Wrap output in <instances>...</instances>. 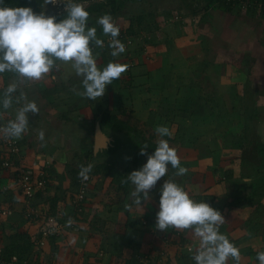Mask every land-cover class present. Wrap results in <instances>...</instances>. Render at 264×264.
<instances>
[{"label":"crops","instance_id":"crops-1","mask_svg":"<svg viewBox=\"0 0 264 264\" xmlns=\"http://www.w3.org/2000/svg\"><path fill=\"white\" fill-rule=\"evenodd\" d=\"M238 12L239 11H234L233 13L223 11L217 7V4H215L210 10H206L204 12V14L207 16L206 21L210 19V25L216 24L214 23L215 21H213V19L222 21V29H224L225 32H222L220 36L215 33L211 35L210 54H214L213 59H216L215 57L219 54V50L226 49L228 51L229 60L226 61L227 63L224 64V66H218L217 62L214 66H209L208 62H205L207 58H200L199 55L198 57L199 60H201V66L194 64L192 62L194 59L192 54L196 49V44L200 45V49L205 47L203 45L206 42L201 40L203 38L202 33L198 36L200 41L195 42L194 40L193 42L188 40L192 39L193 37L187 38L181 30L179 31V29H176L178 31H172L175 32L174 34H172L170 31L172 38L169 41L161 44H153L154 42H152L151 47L153 50L151 51L150 47L149 49L147 48V52L145 51V53L142 54L143 60L141 58L139 66L134 68V71L132 70L130 73L127 72L128 82L131 81L132 85L130 86L131 93L129 96L123 97L121 94L122 92L115 90V92L112 93L114 94V102L118 105L132 102V116L134 112L136 113V109H138V107L140 109L146 108L147 113L149 112L150 115V104L155 103L156 97H160L153 95L166 92L171 93L172 88H174L172 91H175V99L171 100L169 97L166 98L167 95L164 97L162 95L158 101L159 106H162L165 103L168 105L167 107H164V114L161 119L156 121L158 125H166L169 130L171 124L177 125L176 134L182 132L183 135L186 132L184 130V126H182V121L183 123L189 122V124L192 126V130H189L190 133L196 134L202 131L205 125L197 121V118L199 119L198 114H200V111H205L206 113L202 115L204 117H201V120H210V123H212L213 120H217L218 123L219 120H224V122H227L229 118H231L232 121H238L237 124L240 125L239 128L238 125H229V129L225 130V136L227 137L233 136L234 134L237 135L238 133L243 132V130L245 134L247 133L248 135H255L257 126L255 125V122L254 124H251V121L255 118L256 112L260 111L258 107L262 103V98H264L262 97L264 93V16H259V14L238 15L240 18H242V23L245 22L246 19H250L252 21L254 18H258V21L263 26L261 28V34H258L259 32L256 34L253 27L246 25L240 34H238V32L235 30L233 34L230 32V34L227 36L229 26L225 25L224 20L228 19V17H235L234 19H236L238 16L235 14ZM239 24H236V26H242ZM216 26L217 24L214 27ZM161 32L162 34H160V37L165 36L163 30ZM172 53L174 54L173 56ZM230 54L232 56H230ZM240 55H244L245 61H242L240 64V66H242V70H245L244 72H246H243L244 74L239 71V68L237 67L238 60L235 58ZM249 55H251V59L247 57ZM145 56H148L149 58L147 62L144 61ZM249 64H251L250 69L248 67L246 68V66H249ZM182 66L188 69L186 70L184 68L186 73L187 71L190 72V70L194 72L195 77L193 79L190 78L189 82L181 80ZM58 72L60 74L54 75L55 79H52V86L54 87L53 90H51L52 88H49L50 83L48 80H44L40 83L36 82L37 86H42L45 92V97L43 94H41L40 98L37 96L39 100L31 93L28 87L24 88L28 99L30 101L38 100V104L40 106L38 114H28V131L25 132L20 139L22 144L21 161L26 167H32L37 171L46 169L49 173L48 188L45 192H43V194H41V197H37L36 201V205L42 209H40V211H48L51 213V204L55 199H57V210L63 212L65 215L63 222L65 229L63 231V235L57 236V238H50L47 241V244L41 249H34L35 251L33 252L32 258H36L38 260H49L51 262L54 261L58 264H121L123 258L120 255L126 249L123 248L124 251L122 250V252H119L114 257L112 253L115 252H107L108 246L106 244V240L108 241V237H105V239L102 236H98L96 233H84L83 228H86V226L83 227V225L89 226L90 224V222L87 223L85 220H92L90 226H93V228L96 230H100L98 227V222L100 220L103 225L105 224L110 227H114L113 223L110 221L102 220L104 215L101 214L100 210L103 209L100 208V210H98V208H95L97 207L95 205L102 204L107 207H104L106 210L109 208L107 210L108 213L117 210L118 213L123 212L127 218L124 223V228L128 233L126 235L129 237L127 245L134 246L135 250H131V256L129 255L125 261L123 260V264H130V262L135 264H192L190 260L191 257L182 254L180 251L177 252L175 247H170V249H165L164 251L162 250L159 252V250L162 249V246H160L159 240L156 242L158 239L157 236L152 237L153 233L151 229L147 227L144 229H138L135 226V222L137 221L135 215L139 214V212L142 211L144 207L117 202V199L119 198L118 195L112 190V193L108 191L110 190L108 189L111 181L110 179L95 178L97 184L93 186L91 193L94 190L97 191L100 188H105V190H101L94 194V197L97 196L96 198H99V196L103 197L101 198L102 201H98L97 203L96 200L92 199L89 201L91 202L90 204L89 202L87 203L83 213H79L74 208V206H71V201L73 202V196L76 189V186L74 185L75 171H77L76 169L80 166L81 162H84L83 159L85 158V161H87L85 163L88 164L91 162L92 164V159L89 157L90 152L93 151L94 145L93 118H95L97 115L94 116L93 109L91 108L89 111L91 116L85 114L87 112H85L83 109L88 103V100H75L72 106L67 105L69 102L63 106L62 104H64V102H61V105L57 106V102L55 103V101H58L60 98L61 100H64L67 97L66 94L61 96L58 95L59 92L56 90L60 85H58L59 83L57 82V79L60 77L61 84L65 86L68 85L72 80L71 77H67L68 72H70L69 66L62 65ZM241 74L245 77V79H239L240 76H238L237 80L235 76ZM175 76L177 80H179L177 83H173L174 80L172 78ZM251 76L252 78H257L258 81L256 80V82H254L251 79ZM10 80L11 74L8 73V75H0V91L7 87L9 84L7 81ZM239 82L244 86L238 85ZM220 84L227 85L224 93L219 90ZM240 86L243 87V89H240ZM191 93H194L196 96ZM128 97L129 100H127ZM43 102H45L46 105ZM170 102L173 103V106H169ZM251 102L254 103V107L251 112H248V107L250 106L249 104ZM221 103H226V108L224 107L222 109ZM174 104H177L178 106H174ZM229 104H232L230 108ZM18 107L19 105H16L15 102L13 103L12 108L8 110H5L2 108V106H0V121H9L14 119L15 109ZM58 109H63L62 111H64V114L61 116L57 114V116H55V113ZM152 111L155 112L154 109ZM75 117H77V120H74ZM52 118L55 119V122L50 124L47 119ZM81 119H84V121ZM175 120H178L177 123ZM140 122H142V120H139L138 123ZM241 122L243 123L242 127ZM197 123L199 126L198 129ZM147 125L149 126V130L152 129V132L156 133V127H152L150 124H148V122L146 127ZM41 130H43L45 133L43 141L39 140L38 138L39 131ZM212 131H210V134L214 133ZM199 134L202 135L203 133ZM157 137L160 139L158 135ZM217 139V136H215L210 140H207V144L203 141V144H205L204 151L202 149L199 150L203 151V159L198 161L199 165H201L200 168L201 170H203V168H209L208 170H210V173L206 174V178L202 179L201 182H198L200 184L199 187H202L204 184L208 186L206 188V192L204 193V195L207 196H202V198L206 200V203L210 204L212 208L221 213L222 208L226 204L223 202L222 198L226 196V200H228L230 192L226 188L227 185L225 183H221L222 178L215 181V172L217 169L215 170L214 167L219 165L220 168L224 170L233 169L237 175L236 168L232 167L234 162L230 160H233L235 157H228L227 155L220 157L219 152H238V150L241 148H239L240 145L236 142L229 141V138L228 142H225L221 148V146H216ZM211 140L212 144L209 142ZM213 144L215 147H213ZM201 147L202 146H200V148ZM190 148V151H192V149L195 150V143H192L189 146V149ZM4 156L3 147L0 145V185L10 188L6 191L0 192L1 252L4 246L9 243L10 236L15 232L27 233L28 235L30 234L32 238L35 239L36 237H40V233L44 225L43 220H27L25 216V198L15 184V172L14 170H6L1 168V162L4 159ZM202 161L206 166H203ZM234 161H236V159H234ZM180 165H182V163H180ZM239 166H242L241 161L239 162ZM251 172L252 170L249 168V170H247V174H250ZM100 180H102L104 183H108L99 187L98 183ZM242 180H249L248 183L252 182V179H250L248 176H244ZM220 190H223L225 193L221 197L219 195ZM215 192L218 194H213ZM192 194L193 193H190L189 196L192 197ZM109 195H111V198L113 199L111 201L112 204L108 203L110 201L108 199ZM208 197L211 198L209 199L210 201L208 200ZM200 199L201 197H198L199 202ZM262 202L264 204V200ZM144 204H152L151 207H155V209L159 210V204L154 199H150L149 201L144 202ZM125 205H130V207L126 208ZM2 210H10L12 213L10 215H4ZM256 210L258 209L248 207L243 210L240 216L236 217L234 220L232 219L231 222H225L219 227L220 233L226 235L229 241L240 250V264H258L256 259L257 253L259 251H264V209H262L260 212H256ZM81 215H83V223H81L82 220H79ZM90 216L92 219L89 218ZM119 217L121 218V216ZM256 217H259V220ZM252 219H256L253 220L254 224L250 223ZM69 220H71L72 223L69 224ZM259 231L261 232L260 234H258ZM167 233L169 232L164 231L163 236L167 235ZM187 235L192 236V233H187ZM125 242L126 241L123 240L121 243H116V250L120 251V249L125 246ZM93 247L96 248V250H93L92 252ZM196 247L197 244L195 243L194 248ZM110 250H113V248ZM160 253H167V257L164 255L163 258L160 259ZM180 257H182V259H179ZM148 259L150 260L149 263L147 262ZM158 259L160 261H156ZM228 264H235V262L232 259H229Z\"/></svg>","mask_w":264,"mask_h":264},{"label":"clouds","instance_id":"clouds-1","mask_svg":"<svg viewBox=\"0 0 264 264\" xmlns=\"http://www.w3.org/2000/svg\"><path fill=\"white\" fill-rule=\"evenodd\" d=\"M3 3L4 0H0V74H11V82L0 95V106L8 110L15 102L19 107L15 109L14 119L0 126L2 138L18 140L28 131V114H38L39 108L35 101L28 99L24 88L48 79L62 65H70L81 78L83 91L74 89L76 94L92 101L103 97L106 86L127 71L128 65L115 62H109L102 69L97 66L96 57L100 53L94 55L93 46L103 49L105 42L98 38L96 27H88L89 12L83 4L75 0H43L42 7L57 3L66 5V17L56 22L55 16H46L43 11L35 14L30 7H6ZM96 23L101 26L103 36L109 37L110 55L118 57L124 53L125 45L118 39L120 28L113 17L105 14L98 17ZM51 78L55 79V76ZM155 132L161 139L157 141L154 153L149 155L146 151L149 146L144 144L139 154L147 155V162L123 181L134 186L130 195L132 204L138 207H142V201L151 199L150 190L166 176L169 165L177 170L175 175L187 173V169L180 166L177 151L162 138L171 136L169 128L158 125ZM44 137V131H39V140L43 141ZM91 170L90 164L82 166L79 177L86 181ZM224 223L221 213L208 203L194 201L179 184L164 180L155 228L160 231L169 228L191 230L199 241L198 247L190 250L195 264H228L229 259L240 264V250L219 231ZM256 259L258 264H264V251H259Z\"/></svg>","mask_w":264,"mask_h":264},{"label":"rangeland","instance_id":"rangeland-1","mask_svg":"<svg viewBox=\"0 0 264 264\" xmlns=\"http://www.w3.org/2000/svg\"><path fill=\"white\" fill-rule=\"evenodd\" d=\"M101 1H103V0H75V2L83 4L85 8H87L88 6H91L94 3L101 2ZM209 3H210V0H146L144 3L137 1L134 3L128 4L127 7L123 11H121L120 14L112 15V17H113V20L119 26V28H121L123 31H126L127 29H129L130 25H132L134 31H136L138 33V36H135L133 38L129 37L125 41L121 42L125 45L126 50L124 53L120 54L118 57H112L110 55L111 49L108 47L109 37L103 36L101 26L96 23L97 18L103 16V14H99V15L95 14L91 19H88V27H96L98 38L106 40L105 41V47L103 49L98 48L95 50V52H93L94 55L97 52L100 53L99 56L96 57L97 66L102 69L103 67H106L109 62H115V63L128 65L127 71L122 73L121 77L118 80H115L116 83H115V81H113L112 84L106 86V91H105V94L103 97L99 98L96 101H92V100H89L85 97H81V96L76 94V91H83L82 83L80 81L81 78L75 75L74 71L71 70L70 65H64V66L70 67V72H68L67 77H71L72 80L68 85L65 86V85L61 84L60 77H59V79H57V82L59 83L58 85L61 86V87L59 86V88H57V90H56L59 92L58 95L61 96V95L66 94L67 97L64 100H61V98L59 100L57 99L58 101H55V103L57 102L56 103L57 106H60L61 105L60 103L64 102V104H62V105L65 106L66 103L69 102L71 104L68 103L67 105L72 106L73 103L75 102V100H77V101L78 100H88V103L84 106L85 108L83 110L85 112H87L85 114H88L90 116H91V114L89 112L90 108L93 109L94 116H96V115L98 116L99 113L101 112V110L108 111L112 114H117V115H120L122 112L125 111L127 118L129 117L127 119L129 121V123H131V121H132L133 126H137L136 129H138L142 132L145 131V129L146 130L148 129L149 126L147 125V127H146L147 122L152 127L158 126V123H156V121L161 119V117L164 114V107L168 106L166 103L163 104L164 106L163 105L159 106L158 101L160 100V97L162 95H163V97L167 95L166 98L169 97V98H171V100L175 99V97H176L175 91H172L174 88H172L171 93L166 92L167 94L166 93H160L158 95H153V96H160V97H156L155 103L150 104V107H151L150 108L151 109L150 115H149V112L147 113L146 108L140 109L138 107V109H136V107H135L136 113L134 112V114L132 116L131 115L133 113L132 102L123 103V104L118 105L114 102V99H113L114 94H112V93H114L116 90V91L122 92L121 94L123 97L129 96V94L131 93L130 86H132V85H131V81L128 82L127 72L130 73L134 68L139 66V62H140L141 58L143 60L142 54H144L145 51L147 52L149 47H150L151 51L153 50V48L151 47L152 42H154L153 44H157V43L161 44V43L169 41L172 38L170 31L171 32L172 31H178L176 29H179V31L181 30L183 32V34H185V37H187V38L193 37L192 39H188V40L193 41V42H194V40H195V42H199L200 40L198 39V36L201 35V33H202L203 38L201 40H204L206 42L203 45L205 47H202L200 49V45L196 44V46H195L196 49H195V51H193L194 53L192 54V56H194V59L192 60V62L194 64H197V66H201L200 65L201 60H199V57H198V55H199L200 58H202V57L207 58L205 62H208L209 66H214L216 64V62L218 63V66H224V64L227 63L226 61L229 60L228 51L226 49H220L219 54L218 55L215 54L216 59H213L214 54L213 55L210 54V50H211V39H210V37H211V35L213 33H215L218 36H220L222 32H225V30L222 29V21H218V20L213 19V21H215L214 23L217 24L216 27H214L216 24L210 25V23H209L210 19L206 21L207 16L204 14V12L206 10H210L209 6L211 5V3L210 4ZM65 7H66V5L64 3H57L56 5L48 4V5L43 7V12L46 16H53L56 13H60V12L64 11ZM194 10H196L197 13L194 14L193 13ZM251 11L253 12L254 10H251ZM243 14L245 15V14H247V12L239 11L235 15L241 16ZM256 14H259V16L261 15L258 11H256ZM178 15L184 17L183 22L177 21L175 19V17ZM261 16L263 17V15H261ZM140 17H142L143 20H142L141 24H138ZM238 17L236 19H234L235 17L234 18L228 17V19L224 20L225 25L229 26L228 31H227V36H228V34H230V32H231V34H233V32L235 30L238 32V34H240L246 25L253 27L256 34H257V32H259L258 34H261V31H262L261 28L263 26L258 21V18H254V19L251 18V19H253L252 21L250 19L249 20L246 19V21L242 23L241 22L242 18H240V17L238 18ZM239 23H241V24H239ZM236 24L242 25L243 27L242 26H236ZM215 29L218 31V33ZM162 30H163V33H165V36L160 37V34H162V32H161ZM174 33L175 32H172V34H174ZM172 40H174V39H172ZM146 54H148V53H146ZM173 55L174 54L172 53V56ZM230 56H232V55L230 54ZM247 57H249V59H251V55H249ZM235 58H237V60H238V63H237L238 66L237 67L239 68V71H241V73H243L245 70H242V66H240V64L242 61H245L244 55H240V56H237ZM148 59H149L148 56L144 57V61L147 62ZM250 65L251 64H249V66H246V68L248 67L250 69L251 68ZM184 68H185L184 66L181 67V74H182L181 80L189 82L190 78L193 79L195 77L194 72L190 70V72L187 71V73H186L185 69L186 70H188V69L187 68L184 69ZM244 73H246V72H244ZM59 74H60L59 72H54V73L50 74V77L48 79H45V80H48V82L50 83L49 88H52L51 90H53V88H54L52 86L53 82H52L51 76L52 75H59ZM0 75H2V74H0ZM3 75H5V74H3ZM202 76H204V75H202ZM238 76H240L239 79H245V77L242 74L236 75L235 78L237 79ZM172 79L171 80L173 81V83L174 82L177 83V81H179V80H177L176 76L173 77ZM251 79L254 82H256V80L258 81L257 78H254V77L252 78V76H251ZM164 81H162V82H164ZM8 82L10 83L11 80L7 81V83ZM40 82H42V81H40ZM219 82H221V81H219ZM238 85L244 86L240 82L238 83ZM226 86L227 85H221L220 84L219 90L224 93L226 88H227ZM241 86H240V89H243V87H241ZM28 88L36 98H38L37 96H39V98H40L41 94H43V96L45 97V95H44L45 92H44V89L42 88V86H37V84L34 83L31 86H28ZM175 88H177V87H175ZM251 88H253V87H251ZM74 89L76 91H74ZM48 91H49V89H48ZM2 94H3V90L0 91V95H2ZM191 94L196 96L194 93H191ZM48 95H50V94H48ZM255 96H258V95H255ZM252 97H254V96H252ZM262 97H264V93H263ZM39 98H38V100H39ZM64 98H65V96H64ZM192 98H194V97H192ZM38 100L37 101L35 100V103L37 104V106L39 108L40 105L38 104ZM127 100H129V97L127 98ZM43 103L46 105L45 102H43ZM176 105L177 104H174V106H176ZM221 105H222V109L224 107L226 108V106H227L226 103H221ZM249 105L250 106L248 107V112H251L253 110L254 103L251 102ZM169 106H173V103L170 102ZM231 106H232V104H229V108ZM60 108H62V107H60ZM258 108L260 111L259 112L257 111L256 113H260L261 116H264V98H262V103H261V105H259ZM153 109L155 110V112L152 111ZM62 110L63 109H60V110L58 109L55 113V116H57V114L59 116L64 114L63 113L64 111H62ZM151 112H153V113H151ZM205 113H206L205 111H200V114H198L199 119L197 118V121L205 124L202 131H200L196 134H194V133L191 134L189 130H192V126L189 124V122L183 123V121H182V124H183L182 126H184V130L186 132V133L184 132L185 134L182 135V132L176 134L177 125L171 124V127H170L171 136L170 137L165 136L162 138L172 140L171 142L168 141L169 145H170V147H173L175 150L177 149L176 151H177V154L180 158V163H182V165H180V166L187 169L186 175H187V177H190V180L187 181V180L180 179L181 176L175 175L176 183L179 184L188 194L193 193L191 195L192 197H190V198H192L194 201L199 202L198 197H201L200 202L206 203V200H204L202 198V196H207V195H204V193L206 192V188L208 186L204 184L202 187H199L200 184L198 182V181L201 182L202 179L206 178V174L210 173V170H208L209 168L208 169L203 168V170H201V168H200L201 165H199V162H198L199 160L203 159L202 158V152L204 151V147H205V144H203V143L205 142L207 144V140H210L211 138H213L215 136H217V138H218L216 146H221V148L223 147L225 142H228V138L230 139L229 141L237 142L238 139L235 140V138H236L235 135L229 136V137L225 136V134H226L225 130L229 129L228 128L229 125H238L237 124L238 121L237 120L232 121L231 118H229L227 122H224V120H222V121L219 120V123H218L217 120L216 121L213 120L212 123H210V120H208V121L201 120V117H204L202 115ZM230 113H231V111H230ZM77 117H75L74 120H77ZM82 117H83V115H82ZM129 119H131V120H129ZM47 120L49 121L50 124L55 122V119H53V118L47 119ZM81 120L84 121V119H81ZM139 120H142V122L138 123ZM175 121L177 123L178 120H175ZM79 122H80V120H79ZM1 123H2V121H1ZM161 125H163V124H161ZM0 126H3V125L1 124ZM164 126H166V125H164ZM198 127L199 126L197 123V129H198ZM210 131H212L214 133L210 134ZM199 133H203V134L200 135ZM223 137H226V138H223ZM18 140H20V139H18ZM201 142H202V144H201ZM209 142L212 144V140ZM192 143H195L196 148H195V150L192 149V151H190L192 147L189 149V146ZM187 145H188V147H187ZM200 146H202V147L200 148ZM213 147H215L214 144H213ZM200 149H202L203 151H199ZM245 153H243V151L241 149H239L238 152H228V153H225L222 151L219 152L220 157L225 156V155H227L228 157H233V156L235 157V158H233V160L232 159H230V160L232 162H234L232 167L236 168V170H237V175H236L237 178H242L241 172L242 173L244 172L247 174V170H248L247 168L249 166L244 168V169L243 168L241 169V167L239 166V162L243 161L242 154H245ZM248 153H250V152H248ZM234 159H236V161H234ZM240 159H242V160H240ZM83 160H84V162H81L80 166L81 167L82 166H88V164L85 163V162H87V161H85L86 158ZM90 165H92V164H90ZM117 165L119 166L118 168H120L121 170H124V168H126L128 165H131V161L127 162L126 164L122 163V164H117ZM203 166H206V165H204V162H203ZM218 168H220L219 165H216L214 167L215 170ZM176 171L177 170H175V173H176ZM221 178H223L222 172L219 174L217 173L215 181H217ZM243 182H244V180H243ZM107 183H104L102 180H100L98 185H99V187H101L103 184H107ZM96 184H97L96 179L95 178H94V180L92 179L90 189L88 192V197H87L88 202L91 201L92 199L96 200L97 203H98V201H102L101 198H103V197L99 196V198H96L97 196L94 197V194L96 192L98 193L101 190H105V188H100L97 191L94 190L91 193L93 186H95ZM161 187H162V185H161ZM108 189H110L108 191L110 193H112V191H113V190L111 191L112 188L108 187ZM76 192H77V189H75L74 195L76 194ZM219 192H220V194H219L220 197L225 194L223 190H220ZM213 194H218V193L215 192ZM114 196H115V194H114ZM208 196H210V195H208ZM209 199H211V198L208 197V200ZM222 199H223V202L226 203V201H227L226 196H224ZM109 200L112 201L113 199L110 198ZM36 201H37V196L35 198H33L32 200H29L28 202L25 201V204H26L25 216H26V218H27V213L30 209L31 210L33 209L34 211H38L41 209L38 207V205H36V203H37ZM219 201H220V198H219ZM90 203L91 202H89V204ZM71 204H72L71 206L73 207L72 201H71ZM86 206H87V203H86ZM86 206L84 207V211H85ZM95 206H97V207H95ZM95 206L94 207L98 208V210H100V208L103 209V210H100L101 214L104 215L102 220L110 221L111 223H113L114 227H110V226L105 225V224L103 225L101 223V220H100L98 222V227L100 230H96L93 228V226H90V224L92 223L91 222L92 220H87V221L85 220V222H87V223L90 222V224H89V226L83 225V227L86 226V228H83L84 233L85 234L96 233L98 236H102L104 238L108 237V241L106 240V244L108 246L107 252L108 253L115 252V253H112V255L114 257L116 256V254H118L119 252H122V250L124 251V249H126L120 255L123 258V260L125 261L129 257V255L131 256V254H132L131 250H135L134 246L127 245V241H128L129 237L126 235L128 233H127V230L124 228V223H125L127 218L125 217L123 212L118 213L117 210H114L113 212L111 211V213H108L107 210L109 208L106 210L104 208L106 206H104L102 204H98ZM142 206L144 207L143 210L140 211L139 214L135 215V218L137 220L135 222V224H136L135 226L138 229H144L146 227L151 229V231L153 233L152 237L157 236L158 239L156 242H158V240H159L160 246H162V249L159 250V252H161L162 250L164 251L165 249H170L171 245H173L175 247V245H174L175 242L180 240L178 238V236L180 237V235L185 234V236L187 237V234L185 231H180V230H176L173 228H169L167 231H165V232H169V233H167V235L163 236L164 231H160V230L155 228L156 214L159 210L155 209V207H151L152 204H150V205L143 204ZM100 212H98V213H100ZM118 215L121 216V218ZM89 218L92 219L91 216ZM27 220H28V218H27ZM79 220H82V222L81 221H79V222L83 223V221H84L83 215L80 216ZM127 222H128V220H127ZM187 233H192V232H191V230H187ZM172 234L173 235L177 234L176 239H179V240L172 239V237H171ZM123 240L126 241L124 244L125 246L122 247L120 249V251L119 250L117 251L115 248L116 243H121ZM195 243L197 244V247H198L199 241L193 235L188 236V239L183 241V244H186V247H187L186 251H188L190 253L189 256H191V257L193 255V252L190 251V249L192 247H193L192 250L195 249L194 248ZM112 248H113V250H110ZM93 250H96V248L93 247L92 252H93ZM181 253L184 255L187 254L185 252H181ZM123 260H122L121 264H123ZM110 263H111V261H110Z\"/></svg>","mask_w":264,"mask_h":264},{"label":"trees","instance_id":"trees-1","mask_svg":"<svg viewBox=\"0 0 264 264\" xmlns=\"http://www.w3.org/2000/svg\"><path fill=\"white\" fill-rule=\"evenodd\" d=\"M145 2L146 0H103L101 2H97L92 4L91 6H88L85 8L89 12V19H91L95 14H110L112 15H118L123 11L128 4L134 3V2ZM233 2H227L226 0H210L211 5L209 8L211 9L215 4H217V7L219 9L226 11V12H234L238 11L236 10L235 6L233 5ZM209 3V4H210ZM43 0H4V3L2 6L6 7H30L32 8L33 12L35 14H40L43 11ZM212 6V7H211ZM193 13H197L196 10L193 11ZM247 14H256V11H248ZM66 12L62 11L60 13H56V22H60L62 19L66 17ZM143 18H139V23H142ZM121 29V28H120ZM159 29V28H158ZM135 36H138V33L134 31L132 25H130L129 29L126 31L120 30L118 39L122 42L127 37L133 38ZM106 40H104L105 42ZM95 47V46H94ZM98 49L95 47L93 52ZM144 50V49H143ZM8 75V73H5ZM101 110V109H100ZM259 115V116H257ZM264 116H261L259 113H256L255 118L251 121V124H254L257 126L256 128V134L255 135H248L245 134L244 130L241 133H238L235 140L238 139L236 142L240 145L239 148L243 151L242 158V166L241 169L248 167L247 169L251 168L252 172L250 174L242 173V178H237L236 174L233 169H217L215 174H219L222 172V184L225 183L227 185V189L230 192V196L228 200L226 201V204L221 210V215L224 217L225 222H231L232 219L234 220L236 217L240 216L244 209L247 207H253L258 210L256 212H260L262 209H264ZM98 118L102 119V122L117 131H123L127 134H132L135 137V147H136V153L134 155V158L131 162V165H128L124 170H121L118 168L119 166L115 163H98L95 166H92V170L90 173L92 176V179L98 178V179H110L109 188H112L113 192L118 195L117 202L124 203V204H132L133 197H131L130 193L133 190L134 186L128 182L123 183V181L126 179V177L134 170H139L146 162H147V155H140V149L144 144H147L149 147L147 148V153L149 155L153 154L155 151V147L157 144V141L159 140L156 133L152 132V129H145V131H140L137 128V126H133V124L129 123L127 120L126 112H122L120 115L112 114L108 111L101 110L98 116L93 118V130L95 129V123ZM238 124V128H239ZM243 126V123L241 122V127ZM246 131V129H245ZM161 139V137H160ZM166 139V138H165ZM215 139V138H214ZM167 141L171 142L172 140ZM250 152V153H248ZM5 155V153H4ZM93 158V151L90 152V157ZM242 160V159H241ZM77 163V162H76ZM88 164H91L88 163ZM75 171V177H74V185L78 187V180H79V172L81 170V166L77 167ZM176 170V169H175ZM175 170L171 168L169 165L168 172L165 177L161 178L160 181L157 182V185L155 188L150 190L149 196L154 199L159 204L160 199V188L163 184L164 180H173L174 182L175 177ZM47 171V170H46ZM248 176L250 179H252V182L250 183H244L243 177ZM182 180H190V177H187V175H183L180 177ZM77 189V188H76ZM43 192H39L37 197H41ZM111 198V195L108 196V199ZM210 201V200H209ZM57 199L53 201L51 204V213L56 214L59 212L58 206H57ZM85 206L86 203H88V198L85 200ZM109 204H112L111 201L108 202ZM142 204H144V201H142ZM210 205V204H209ZM10 210H2V213L9 212ZM58 211V212H57ZM84 212V211H83ZM81 212V213H83ZM47 214H51L50 212H46ZM255 214V213H254ZM254 217V215H253ZM257 218V217H256ZM259 220V217L257 218ZM263 219V218H262ZM31 220V219H28ZM256 219H252L250 223L254 224V221ZM185 231V230H184ZM187 234V231H185ZM261 232L259 231L258 234ZM177 234H172V239H176ZM41 236V235H40ZM56 237V235L52 236ZM51 237V238H52ZM180 239H176L179 241L175 242V249L177 252H185L186 255L189 256V252L186 251L187 247L186 244H183L184 240L188 239L185 236V234L178 236ZM49 240V239H48ZM171 247H174L171 245ZM34 243L32 236L27 233H20L15 232L10 236V241L7 245L4 246L2 252L4 254V257L6 259H11L12 257H17L20 260L26 259V258H32L34 250ZM167 257V253L161 254L159 257L160 259L163 258V256ZM191 257V256H189ZM179 259H182L180 257ZM191 263L195 264V261L190 258ZM156 261H160L159 259ZM130 264H135L133 262H130Z\"/></svg>","mask_w":264,"mask_h":264},{"label":"built area","instance_id":"built-area-1","mask_svg":"<svg viewBox=\"0 0 264 264\" xmlns=\"http://www.w3.org/2000/svg\"><path fill=\"white\" fill-rule=\"evenodd\" d=\"M227 2H233L236 10L241 12H248L251 10L258 11L264 16V0H226ZM177 21L183 22L184 17L176 16ZM121 30V29H120ZM127 37L126 39H128ZM122 39V40H126ZM131 43V42H130ZM95 47L93 46V50ZM8 120L0 121V125H6ZM0 145L3 147L5 156L1 162V168L6 170H14L15 172V183L18 186L21 194L24 196L25 201L28 202L35 198L39 192H45L48 188L49 173L46 169L36 171L32 167H26L22 164V144L20 140L16 139H4L0 137ZM92 182V176L88 174V179L83 181L81 178L78 180L77 192L73 196V206L79 212L84 211L85 200H87L88 192ZM10 189L6 186L0 185V192ZM58 212V211H57ZM12 212H4V215H10ZM64 213L59 211L56 214H47L44 211L29 210L27 218L31 220H43L44 225L42 227L40 237L33 239L34 247L36 250L41 249L47 244L48 239L52 236H62L65 229ZM191 248V247H190ZM189 248V249H190ZM192 250V248L190 249ZM149 263L150 260L148 259ZM0 264H58L54 261L49 260H38L36 258H26L20 260L17 257L6 259L3 252L0 251Z\"/></svg>","mask_w":264,"mask_h":264},{"label":"water","instance_id":"water-1","mask_svg":"<svg viewBox=\"0 0 264 264\" xmlns=\"http://www.w3.org/2000/svg\"><path fill=\"white\" fill-rule=\"evenodd\" d=\"M135 137L106 126L98 118L94 129L92 165L98 163L126 164L132 162L136 153ZM249 180H244L245 182Z\"/></svg>","mask_w":264,"mask_h":264}]
</instances>
